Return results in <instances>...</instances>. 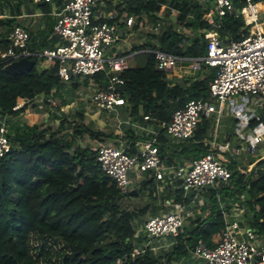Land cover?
Returning <instances> with one entry per match:
<instances>
[{
	"label": "trees",
	"instance_id": "1",
	"mask_svg": "<svg viewBox=\"0 0 264 264\" xmlns=\"http://www.w3.org/2000/svg\"><path fill=\"white\" fill-rule=\"evenodd\" d=\"M122 2L125 16L133 15L138 23L143 16L150 18L153 26L160 23L158 29L144 33L142 43L133 46L131 52L139 50L135 64L119 73L123 80L121 95L129 107L131 120L155 126L156 121H170L172 113L190 99H209V85L215 75L213 67L202 63L192 77L176 82L171 80L175 78L172 72L155 67L151 52L160 50L181 58L204 56V33L212 27L202 20V5L197 0ZM42 5L49 11V3ZM162 5H165L163 14L158 15ZM172 9L176 11L174 18ZM4 25L7 22L0 20V26ZM217 32L225 40H240L248 34V27L241 16L225 15ZM7 45L6 38L0 39V49ZM28 49L36 53L29 43ZM28 58L33 60V67L14 74L5 72V64L0 61V117L24 112L28 102L16 111L12 109L18 98L32 101L36 95L45 94L52 95L57 106L66 103L61 96L63 82L57 75L58 60L36 54ZM86 78L94 79L99 87L107 80L104 72ZM70 80L73 88L79 86L78 77ZM59 113L58 117L50 115L59 120L55 129H40L36 124L19 128L10 141V151L0 157V264H118L119 260L121 264H168L172 259L183 260L189 257L197 240L201 239L209 248L220 240L225 228L221 201L225 202L224 210L232 204L244 205L247 223L264 237V161L258 160L249 168L239 166L226 154L215 153L227 163L231 178L206 190L209 198L204 209L206 217L198 215L190 219L168 252L156 254L149 246L132 257L134 246L148 239L135 227L134 220L144 215L149 205L125 209L124 195L102 172L95 150L77 143V138L84 134L103 140L102 135L111 133L94 131L83 122L69 121L64 113ZM262 113V117L250 121V128L264 121ZM143 116L150 120H144ZM211 124V117H202L193 137L178 144H172L170 137L160 133L157 145L162 162H173L176 153L187 160L206 153ZM64 129L70 130L69 133H62ZM153 178L151 175L142 182L141 190L148 188L151 200L155 201ZM175 193L174 201H187L181 188ZM168 196L169 191L165 197ZM39 240H52L62 246L53 249L44 242L39 244Z\"/></svg>",
	"mask_w": 264,
	"mask_h": 264
},
{
	"label": "built area",
	"instance_id": "2",
	"mask_svg": "<svg viewBox=\"0 0 264 264\" xmlns=\"http://www.w3.org/2000/svg\"><path fill=\"white\" fill-rule=\"evenodd\" d=\"M34 4H54L55 0H31ZM106 0H63L53 14L55 22L53 33L60 43L44 48L38 53L28 49L29 32L20 25H14L6 35L8 45L0 49V61L4 64L36 54L48 60L59 62L57 75L62 81L72 77H91L99 72L106 75V84L96 87L91 95V103L103 112L115 113L126 105L121 95L123 80L119 73L129 67L126 56L106 57L105 49L111 47L119 38L117 28L108 22L93 23V10ZM202 5V20L212 29L204 33L206 54L190 58V68L200 69L204 63L215 69L209 85V99H190L175 110L168 122L156 121L155 126L144 128L148 133L142 140L128 141L119 136L117 143L101 140L94 148L96 160L102 172L113 180L119 192L126 195L130 170L153 175L157 181H165L167 175L178 181L184 196L191 190L215 188L219 182L227 183L231 171L215 156L217 145L211 141L208 151L198 158L181 165L163 163L157 145L160 133L176 141L192 138L202 117L216 118L226 110L235 119L234 134L245 142V150L255 152L264 142V122L249 127L253 118H258L249 103L264 107V10L256 8L253 0H197ZM162 6L158 15L163 14ZM176 13L175 10H171ZM247 13V17L246 14ZM225 15L241 16L248 34L240 40H225L217 32ZM263 17V19H261ZM133 17L129 15L125 24L131 26ZM159 22L152 30L159 27ZM155 67L163 72H171L184 58L160 50H152ZM20 98L13 106L18 109L27 103ZM148 121V116H143ZM224 149L230 144L224 143ZM11 143L7 136L6 125L0 122V157L8 153ZM239 149L235 150L238 153ZM184 203L176 205L174 211L161 216H150L142 225L147 240L134 246L131 256L143 253L152 239L166 240L169 245L176 243V237L184 227L189 216ZM225 218V228L218 243L209 248L199 239L193 256L202 260L201 264H264V237L248 223H240L233 217ZM235 216V215H234ZM151 248V246H150ZM121 264V260L118 261Z\"/></svg>",
	"mask_w": 264,
	"mask_h": 264
},
{
	"label": "crops",
	"instance_id": "3",
	"mask_svg": "<svg viewBox=\"0 0 264 264\" xmlns=\"http://www.w3.org/2000/svg\"><path fill=\"white\" fill-rule=\"evenodd\" d=\"M57 1H59L60 4H58ZM62 2L63 0H55L54 4H50L51 6L49 7L50 8L49 11H45L44 6L42 5L43 3L34 4L31 0H0V20L7 22V25L0 26V39H5L7 32L14 25H20L29 32L30 35L29 47L34 48L36 53L40 52V50L44 48L53 47L59 44L61 42L60 39L56 37V35L52 32V27L55 22V15L53 14V12L56 7L62 5ZM162 6L165 7V5ZM256 6H261V3H257ZM123 8H124V3L122 2V0H106L102 3H99L94 8L92 18L94 21H104V22L112 23L117 28V33L119 35V38L111 47H109V49L105 51V56L106 57L126 56L128 59L129 66H132L136 62L135 55L139 52V50L133 52H131V50L134 45H138L142 43L145 37L143 34L144 31H141L142 22L138 23L133 15H131L133 17L132 25L127 26L125 24V19L129 15L125 16V12L122 10ZM174 15L175 13L171 11L172 18H174ZM145 17L146 16L142 17V21L143 19H145ZM189 59L190 58H184V60L178 63L175 66V68L171 71L175 75V78L171 79L172 81L180 82V79L182 78L192 77L190 73L191 68H190ZM81 79L83 81L87 80V84L88 85L90 84L92 86V92L96 87H99V84L92 78H91L92 81H90L89 78L86 77ZM62 82H63V86L61 88V96H63L64 94L65 95L71 94L72 89L75 90L78 89L79 87L78 86L77 88H73L71 86V80L67 82L65 81ZM69 87H71L72 89H69ZM62 98L65 101L68 100V98H64V97ZM53 99L55 98L52 95L38 94L34 97L32 101H28V106L25 108L23 113L14 112L12 114H7L3 117H0V122L2 121L6 125V130H7V134L10 137V141L14 140V137L18 133V129L25 125L36 124L40 129L46 128L39 125L36 122L28 123V121H25V119L27 118V114L30 111L29 107H34L35 109H41L43 107L46 108V106H48L47 102H51V101L53 102ZM18 100H20V98H18L17 101ZM69 102L70 101H68V103ZM250 107L253 109V111L258 116V118L263 116L262 115L263 114L262 112L264 111L263 106L259 104H252ZM54 114L57 115V117L60 116L59 112L58 114L57 113ZM108 114H110V116L113 118V121H115L116 124L115 126L119 128L118 131H115V135L111 134V136H107L112 138L113 143H117L121 133L123 137H125L128 141L142 140L147 138L148 133L146 132V130H144V128L151 127V124L132 121L131 117L129 116V107L127 104L124 107L118 108L115 113L108 112ZM45 115L46 117H49L50 116L49 111L45 112ZM54 119L56 122L59 121L58 118L56 117H54ZM211 121L212 124L215 122L218 123L219 121L225 123L224 127L220 129V134L221 137H223V140L222 142H219L220 138H218L216 132L212 131L211 128L212 124H211L209 138L206 140L207 145H209L211 141H215L217 145L216 153L226 154L229 158L235 160L236 159L235 156L237 155V153H235V150L238 148L239 151H241L244 148L243 146H245V142L239 139L238 137H236V135L234 134L235 119L225 110L222 116H220V118L218 119V121H216V118L214 116L211 117ZM47 127L53 128L50 125H48ZM69 131L70 130L68 129H64L62 130V133L65 132L69 133ZM130 135H132L133 138H131L132 136L130 137ZM180 142L181 141H176L171 139L172 144H178ZM226 142L230 144V147L227 150L222 147L223 144ZM263 156H264V152L263 154L258 156L257 160L254 162L256 163L258 160L261 159L263 160ZM216 158L218 157L216 156ZM219 160L228 168V165L225 161L221 159ZM189 161L190 160L184 159L183 156L180 155L179 153H176L174 155V161L168 164L177 166ZM254 162L251 164L249 162L248 165L246 166H249V168L254 167L255 164ZM131 171H133V175H134V177L131 178L133 179V181H131L129 177V183H128L129 191L126 195H124L123 202L124 201L127 202L128 199H134V197L138 196V193L146 192V198L148 199L147 200L148 202L146 201L145 205H149V208L144 214V215L146 214L148 215L144 219V221L150 216H156V215L161 216L167 212L174 211L176 209V205L179 203H184L185 210L188 211L190 214L184 221V227L189 225L190 219H195L198 215H202L203 218L206 217L207 212L204 209L208 205V201H209L208 195L206 194L207 192L206 190H208V188L191 190L185 196L183 193V197L187 198V201L176 202L174 201V198L176 196L175 191L180 189L179 187L180 181L176 180L175 178L173 179L171 175H167L165 181H157L153 178L155 185L151 189H152V196L156 197V199L155 201H152L149 196V189L146 188L141 190V183L148 180V178H150L151 175L144 174L140 176L139 174H136L137 172L135 170H131ZM134 184L135 187L132 186ZM137 190L138 191L140 190V192H137ZM131 191L136 192L137 194L135 195L129 194ZM168 191H169V196L165 197L166 194H168ZM224 205H225L224 201H221L219 203L221 212L227 213V219L231 220L233 219V217H236L241 224L245 222L247 223L248 218H247L246 208L242 209V213H240V211L234 209L233 205H231L228 210H224ZM223 219L225 221V218ZM137 229L142 234H144L142 227ZM150 246L151 249L156 254H164L168 252L171 248V245L168 244V241L159 240V239H152L150 241ZM201 263H202L201 259L190 254L189 257L186 259L183 260L172 259L171 262L168 264H201Z\"/></svg>",
	"mask_w": 264,
	"mask_h": 264
},
{
	"label": "rangeland",
	"instance_id": "4",
	"mask_svg": "<svg viewBox=\"0 0 264 264\" xmlns=\"http://www.w3.org/2000/svg\"><path fill=\"white\" fill-rule=\"evenodd\" d=\"M256 8L258 9L262 8V10H264V4L261 3V6H256ZM261 19H263V17H261ZM141 27H142L141 31H144V33L151 31L152 20H150V18L148 17H145V19H143L142 21ZM107 49H105V51ZM190 73L191 75H194L196 71L191 69ZM89 80L92 81L91 78H89ZM78 81L80 83L78 89L74 90L71 87H69V89H72L71 94L68 95L64 94L62 96L64 98H68L65 104L57 106L58 105L57 101L53 99V102L52 101L47 102L48 106H46V108L43 107L41 109H35L34 107H29L30 111L28 112L25 121H28V123L36 122L43 127H47L48 125H50L51 127L56 128L58 121L56 122L53 116L46 117L45 112L49 111L50 115H53L54 113L58 114V112L60 111L62 113H65L69 121L73 120L75 123L83 122L85 125L89 126L94 131H99L103 134L111 133L112 135H115V131H118L119 128L115 126L116 124L115 121H113V118L107 112H103L96 109L90 101V97L92 94V86L90 84L88 85L87 82H84L81 78H78ZM68 101L70 102L68 103ZM252 104L253 103H249V106ZM57 108H59V110H57ZM80 116L83 118L82 120L79 118ZM224 125L225 123L219 121L218 123L216 122L213 123L211 127L212 131L216 132V135L218 136V138H220L219 142H222L223 140V137H221L220 134V129H222ZM101 138L105 141L113 142L112 138L107 137L105 135H102ZM99 141L101 140H96L95 138L89 136L88 134H84L82 137L77 138V143L83 147L94 148ZM243 147L244 148L241 151H239L235 156L236 158L235 160L239 163V166H246L248 165L249 162L256 161L258 156H260L264 152V143H261L259 145V148L252 153L246 151L245 146ZM263 161H264V156H263ZM136 174L142 176L145 173L137 172ZM128 175L130 177V180L133 181V179H131L134 177L133 171L130 170ZM132 186L135 187V184ZM147 200L148 199L146 198V192L138 193V196L134 197V199H128L127 202L124 201L122 206L125 209L136 210L141 208L143 205H145ZM232 205L234 206V209L240 211V213H242V209L245 208L244 205H240L238 207L235 206V204ZM147 216L148 215L146 214L136 218L134 220L135 227L137 228L142 227L143 221ZM43 242L45 243V246L50 245V247H52L53 249L54 248L57 249L62 246V244L56 243L55 241L52 240H39V244Z\"/></svg>",
	"mask_w": 264,
	"mask_h": 264
},
{
	"label": "water",
	"instance_id": "5",
	"mask_svg": "<svg viewBox=\"0 0 264 264\" xmlns=\"http://www.w3.org/2000/svg\"><path fill=\"white\" fill-rule=\"evenodd\" d=\"M33 60L29 58H21L16 61H12L3 66V70L9 74H14L21 71H28L33 67ZM129 194H137L136 192L131 191Z\"/></svg>",
	"mask_w": 264,
	"mask_h": 264
},
{
	"label": "bare ground",
	"instance_id": "6",
	"mask_svg": "<svg viewBox=\"0 0 264 264\" xmlns=\"http://www.w3.org/2000/svg\"><path fill=\"white\" fill-rule=\"evenodd\" d=\"M245 15H246V17H247V13H246Z\"/></svg>",
	"mask_w": 264,
	"mask_h": 264
}]
</instances>
